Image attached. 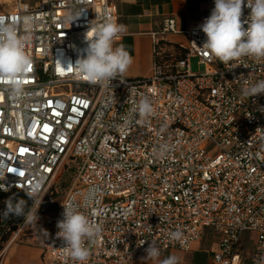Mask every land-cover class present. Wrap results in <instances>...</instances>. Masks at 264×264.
Wrapping results in <instances>:
<instances>
[{
    "label": "built area",
    "instance_id": "2783aa9c",
    "mask_svg": "<svg viewBox=\"0 0 264 264\" xmlns=\"http://www.w3.org/2000/svg\"><path fill=\"white\" fill-rule=\"evenodd\" d=\"M246 5L242 21L251 12ZM70 13L81 15L68 23ZM25 15L34 23L23 94L15 97L0 83V188L26 192L39 182L42 197L62 165H75L64 198L44 220L45 264H79L56 235L61 203L70 198L102 228L83 264H131L151 242L160 254L189 250L206 229L220 236L216 262L240 264L248 232L255 241L251 264H264V94H242L264 80V58L224 65L198 48L206 40L200 26L182 31L169 17L160 33L187 39L185 58L170 63L174 70L155 62L149 77L92 84L73 66L87 47L90 21L107 16L118 23L114 5L38 0L0 11L9 21ZM193 57L203 70L191 69ZM145 97L152 112L140 117L132 109ZM28 224L23 220L14 238ZM176 230L178 241L169 238Z\"/></svg>",
    "mask_w": 264,
    "mask_h": 264
},
{
    "label": "clouds",
    "instance_id": "9594fccd",
    "mask_svg": "<svg viewBox=\"0 0 264 264\" xmlns=\"http://www.w3.org/2000/svg\"><path fill=\"white\" fill-rule=\"evenodd\" d=\"M214 3L210 16L200 25L206 40L202 47L198 48L224 65L243 57L264 58V0H247L246 6L251 12L243 21L242 9L245 0H214ZM80 15L81 13H70L66 16V22L72 23ZM33 23L34 19L30 15L20 17L18 21H9L0 16V83L7 85L15 97L23 94L24 77L32 68V58L27 54L26 46L31 39ZM125 30L124 24L117 23L107 16L89 22L88 30L84 34L87 47L73 66L83 79L92 84H103L128 70L132 57L123 44H117L118 38ZM242 94L250 98L264 94V80L242 89ZM132 112L140 117L149 115L152 105L148 98H142ZM0 190L9 191L6 186ZM40 192L41 184L34 182L25 194L28 200L35 201ZM28 200L10 196L4 201L3 217H23L26 223L37 222L39 207L35 210L28 208ZM42 200L43 197L40 198L39 206ZM61 204L64 209L63 219L57 221L59 231L56 235L63 240L68 255L83 264L90 256L88 244L98 238L102 228L99 224L91 222L73 199H67ZM169 238L178 241L182 238V232H170ZM145 252V260H157L160 256V250L154 242L149 244ZM159 264H178V259L176 256H169L159 261Z\"/></svg>",
    "mask_w": 264,
    "mask_h": 264
},
{
    "label": "crops",
    "instance_id": "0c3cea01",
    "mask_svg": "<svg viewBox=\"0 0 264 264\" xmlns=\"http://www.w3.org/2000/svg\"><path fill=\"white\" fill-rule=\"evenodd\" d=\"M115 8L118 23L126 30L118 38L132 57V64L123 74L127 77H149L155 66V41L166 39L186 45L183 33L161 34L166 18L174 17L179 30L200 26L211 14V0H109ZM47 236L28 238L11 237L0 251V264H45L44 244ZM220 236L206 229L203 236L189 250L171 248L160 254L157 260L143 259L145 253L138 254L131 264H159V261L176 256L178 264H221L214 260L219 250ZM242 261L251 264L255 250L254 235L245 233L240 245Z\"/></svg>",
    "mask_w": 264,
    "mask_h": 264
},
{
    "label": "rangeland",
    "instance_id": "374dc122",
    "mask_svg": "<svg viewBox=\"0 0 264 264\" xmlns=\"http://www.w3.org/2000/svg\"><path fill=\"white\" fill-rule=\"evenodd\" d=\"M19 1L34 5L38 0H0V11L11 8L16 2H19ZM197 61L198 59L195 57L190 59L191 69L196 72L204 69V66L199 65ZM72 167H75L73 162H70L68 165L61 166L57 178L54 180V182L52 183L48 191L45 193V195L42 196L43 197L42 203L45 200L46 196H48L49 198L46 201L43 208H41V210L40 208H38L37 210V215L39 219L35 223L28 224L23 229V231L20 233L19 235L20 238L26 239L28 237H34L35 235L36 236H45V235L47 236L48 235V228L44 220L48 214L50 215L53 213V211L52 212L49 211L48 208L50 207L57 208L59 202L64 198L71 184V181L73 178L72 175H74L73 173L75 170ZM40 198H41L40 196L37 197L35 202L39 203ZM11 237H14L13 233L11 234L10 238Z\"/></svg>",
    "mask_w": 264,
    "mask_h": 264
},
{
    "label": "trees",
    "instance_id": "16d2710c",
    "mask_svg": "<svg viewBox=\"0 0 264 264\" xmlns=\"http://www.w3.org/2000/svg\"><path fill=\"white\" fill-rule=\"evenodd\" d=\"M186 56V49L184 45H180L177 43L170 42L166 39H157L155 42V62L165 63L168 66V69L174 70V65L170 64L171 61H176L177 59H183ZM75 170V167H72ZM75 173V171H74ZM73 173V174H74ZM74 175H72L73 177ZM73 179V178H72ZM10 196H15L16 198H24L28 200L25 192L18 189H12L8 192H4L0 194V251L3 249L4 244L10 239L11 234L14 230H16L19 224L24 220L23 217L16 218L11 217L9 219H5L2 215L5 203L4 201L8 199ZM48 196H46L42 205L40 204L39 208H43L46 201L48 200ZM35 201L28 200V208L32 209ZM49 211H53V213L57 210L55 207L48 208Z\"/></svg>",
    "mask_w": 264,
    "mask_h": 264
}]
</instances>
